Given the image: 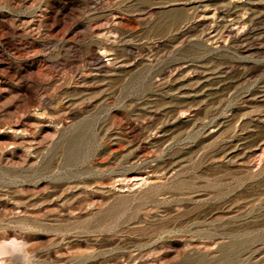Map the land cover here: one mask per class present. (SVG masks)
Masks as SVG:
<instances>
[{
	"label": "rangeland",
	"instance_id": "rangeland-1",
	"mask_svg": "<svg viewBox=\"0 0 264 264\" xmlns=\"http://www.w3.org/2000/svg\"><path fill=\"white\" fill-rule=\"evenodd\" d=\"M11 240L6 264H264V0H0Z\"/></svg>",
	"mask_w": 264,
	"mask_h": 264
},
{
	"label": "bare ground",
	"instance_id": "bare-ground-1",
	"mask_svg": "<svg viewBox=\"0 0 264 264\" xmlns=\"http://www.w3.org/2000/svg\"><path fill=\"white\" fill-rule=\"evenodd\" d=\"M12 242H10V246L9 245H7V243H5V242H1L0 241V255H2V254H5V252H8V251H11V249H22V241H20V240H11ZM20 249V250H21ZM5 258H1L0 259V264H6V262H5Z\"/></svg>",
	"mask_w": 264,
	"mask_h": 264
}]
</instances>
